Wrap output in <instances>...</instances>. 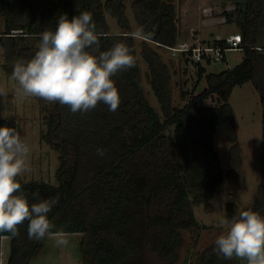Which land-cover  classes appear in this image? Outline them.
Wrapping results in <instances>:
<instances>
[{
	"label": "trees",
	"instance_id": "trees-1",
	"mask_svg": "<svg viewBox=\"0 0 264 264\" xmlns=\"http://www.w3.org/2000/svg\"><path fill=\"white\" fill-rule=\"evenodd\" d=\"M0 5V15L5 17L0 43L9 70L18 60L34 55L38 34L46 28L55 30L58 16L66 14L71 19L82 11L92 14L101 51L121 41L136 58L135 67L112 77L120 94L116 111L98 103L90 112L73 114L67 106L50 102L41 139L60 152L57 183L26 181L19 176L22 194L30 204L57 198L49 219L66 233L83 235L78 248L84 264H177L183 246L191 239L185 233L206 227L196 218L195 206L205 202L209 207L225 176L238 177L242 156L229 102L234 87L252 81L264 106V46L258 44L264 26V0H243L232 10L221 11L225 21H236L239 26L243 57L232 68L210 73L201 62L172 56L168 46L180 41L173 0H133L138 29L129 22L125 0H0ZM107 13L124 29L119 37L110 35L116 31L111 30ZM133 32L141 33L140 49ZM219 42L225 45L224 40ZM156 46L170 51V64L164 62ZM138 54L148 63L160 111L145 96ZM176 60L182 65L191 63L198 69V79L205 76L207 80L198 93L181 90L185 101L181 107L173 103L176 69L172 64ZM214 97L221 101L219 105H199ZM3 126L20 133L13 116L0 118ZM218 127L224 128L233 142L232 167L227 172L215 145ZM98 148L103 149L102 156ZM235 207L230 204L229 210ZM247 209L264 215V157L262 179L254 201L243 210ZM27 226V221L19 226L16 238L0 233V264L3 236L10 237L7 264H30L40 253L48 238L29 239ZM214 242L193 264H246L217 256Z\"/></svg>",
	"mask_w": 264,
	"mask_h": 264
},
{
	"label": "rangeland",
	"instance_id": "rangeland-1",
	"mask_svg": "<svg viewBox=\"0 0 264 264\" xmlns=\"http://www.w3.org/2000/svg\"><path fill=\"white\" fill-rule=\"evenodd\" d=\"M105 1V0H103ZM127 14L133 29H138V21L133 9V0H125ZM243 0H173L177 11V28L179 40L194 42L223 38L231 33L240 31L236 21H225L221 15L223 9L232 10L238 2ZM1 7V5H0ZM107 20L113 32L124 29L117 18L107 13ZM5 29V17L0 15V31ZM15 34L21 30H13ZM140 49L141 36L137 37ZM258 44L264 46V26L261 29ZM164 62L170 64V51L157 47ZM139 52V50H138ZM227 62L205 64L207 72H219L225 68H232L241 62L243 51L240 48L230 49L226 53ZM11 61H9L10 63ZM143 90L147 100L160 111V103L150 84V71L146 60L138 54ZM4 48L0 43V88H4L8 95L0 97V118L15 117L20 124V136L30 147L27 161V171L21 175L26 181H43L56 184V172L60 165L59 151L41 139V130L45 128L44 115L50 102L38 97L19 96L15 93L18 83L12 77V71L7 66ZM10 66V65H8ZM176 69L172 82L173 103L181 107L185 103L181 90L189 93L200 92L206 85L204 76L198 79L197 68L190 64L182 65L177 60L172 64ZM8 69V70H7ZM230 104L233 107L236 121L238 142L242 156V164L237 170L234 180L226 175L218 184L210 205L202 202L195 206V215L200 223L206 227L196 232H186L191 239L183 246L177 264H193L197 255L213 243L223 231L219 226L220 217L230 218L234 214L249 206L255 199L263 173L264 139H263V112L264 106L261 95L252 81L236 85L231 93ZM221 103L216 97L208 98L199 105L202 107L216 106ZM215 145L219 153L221 164L227 172L232 167L230 149L232 141L224 128L218 127L215 133ZM235 204V210H229L230 204ZM70 243L66 247H58L54 239L48 238L40 253L30 264H84L79 257V241L83 236L80 233H67ZM10 253V237H2L1 264H7Z\"/></svg>",
	"mask_w": 264,
	"mask_h": 264
},
{
	"label": "clouds",
	"instance_id": "clouds-1",
	"mask_svg": "<svg viewBox=\"0 0 264 264\" xmlns=\"http://www.w3.org/2000/svg\"><path fill=\"white\" fill-rule=\"evenodd\" d=\"M39 35L37 50L31 58L18 60L12 71L18 83L19 96L38 97L58 102L71 113H86L98 103L116 111L120 104L119 90L112 79L118 72L135 67L133 50L117 41L107 50H100V36L89 11L68 18L57 17L55 30L45 29ZM119 37L120 33H111ZM133 37L141 35L133 32ZM0 88V97L7 96ZM103 155V149H97ZM30 147L11 127H0V233L19 237V226L28 222L29 239H54L56 246L66 247L70 238L62 228L51 222L48 214L57 198L29 203L22 194L17 177L25 173ZM37 196L38 193H33ZM223 229L216 237L213 252L224 260L233 258L246 264H264V215L253 209L241 210L230 218L220 217ZM53 229H56L53 232Z\"/></svg>",
	"mask_w": 264,
	"mask_h": 264
},
{
	"label": "built area",
	"instance_id": "built-area-1",
	"mask_svg": "<svg viewBox=\"0 0 264 264\" xmlns=\"http://www.w3.org/2000/svg\"><path fill=\"white\" fill-rule=\"evenodd\" d=\"M219 40H224L225 45L221 44ZM241 43L242 34L240 32H235L223 37V39L217 38L210 42H205L200 39L194 42L180 40L173 46H168V48L171 50L172 56L181 55L185 58H189L191 63L201 62L203 66H205V64L213 62L225 64L227 62V51L240 48Z\"/></svg>",
	"mask_w": 264,
	"mask_h": 264
},
{
	"label": "crops",
	"instance_id": "crops-1",
	"mask_svg": "<svg viewBox=\"0 0 264 264\" xmlns=\"http://www.w3.org/2000/svg\"><path fill=\"white\" fill-rule=\"evenodd\" d=\"M212 40H213V39H212ZM202 41H206V42H207V41H211V39H208V40H204V39H202Z\"/></svg>",
	"mask_w": 264,
	"mask_h": 264
}]
</instances>
